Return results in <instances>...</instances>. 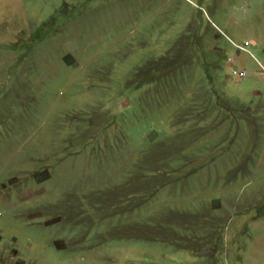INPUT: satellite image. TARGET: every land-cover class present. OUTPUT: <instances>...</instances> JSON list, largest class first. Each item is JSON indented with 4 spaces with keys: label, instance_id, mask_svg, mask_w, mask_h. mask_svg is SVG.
<instances>
[{
    "label": "rangeland",
    "instance_id": "374dc122",
    "mask_svg": "<svg viewBox=\"0 0 264 264\" xmlns=\"http://www.w3.org/2000/svg\"><path fill=\"white\" fill-rule=\"evenodd\" d=\"M0 264H264V0H0Z\"/></svg>",
    "mask_w": 264,
    "mask_h": 264
},
{
    "label": "built area",
    "instance_id": "2783aa9c",
    "mask_svg": "<svg viewBox=\"0 0 264 264\" xmlns=\"http://www.w3.org/2000/svg\"><path fill=\"white\" fill-rule=\"evenodd\" d=\"M231 76L237 77V78H243L245 77V72L244 71H238L234 68H231L230 72Z\"/></svg>",
    "mask_w": 264,
    "mask_h": 264
}]
</instances>
